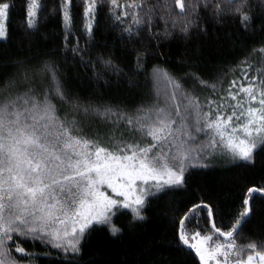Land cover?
<instances>
[{"label": "snow or ice", "instance_id": "6c2138e0", "mask_svg": "<svg viewBox=\"0 0 264 264\" xmlns=\"http://www.w3.org/2000/svg\"><path fill=\"white\" fill-rule=\"evenodd\" d=\"M17 3L0 0V41ZM19 4L28 47L0 58V264H94L93 236L154 206L163 234L135 264H264V0H55L40 43L45 0ZM223 44L242 48L235 67L213 62ZM222 162L262 172L238 206L200 183Z\"/></svg>", "mask_w": 264, "mask_h": 264}, {"label": "trees", "instance_id": "16d2710c", "mask_svg": "<svg viewBox=\"0 0 264 264\" xmlns=\"http://www.w3.org/2000/svg\"><path fill=\"white\" fill-rule=\"evenodd\" d=\"M125 0H121L124 3ZM130 2V0H128ZM171 2V0H170ZM187 3V0H185ZM55 4V0H45V9L40 14L39 35L34 37L36 43L43 41L45 36L51 35V33L57 28V20L48 16V10ZM179 11V8H176ZM76 24H81V18L76 17ZM101 30L97 36V39L101 44L107 42L109 45L113 43V36L115 33H109L105 31L103 27L104 21L101 20ZM48 46H52V41L47 42ZM28 47V40L24 36L23 25V12L19 4L13 10L11 17L8 21V39L6 41H0V58L3 56H12L21 49ZM182 52V49L173 47L171 50L172 60L170 63L175 64V60L178 58V54ZM213 62L219 63L225 67H235V62L239 59H243L242 48H232L226 44L221 45L213 52ZM239 74V69L236 73L230 74L227 79L233 78V76ZM191 82H189V86ZM227 87V82L222 85ZM197 93L203 97L211 95L210 90L201 89L196 86ZM99 126V125H98ZM262 174L261 170L257 168L255 173L247 172L242 168L231 167L227 162H222L215 169L208 170L202 174V180L200 183L206 187L209 192L215 193L221 196L226 204L229 206L239 204V197L242 193V185L240 183L241 178L246 175L249 178L258 179ZM251 186V185H249ZM180 197L177 198L179 201ZM162 211L161 208L153 207L147 215L148 219L142 224L136 227L134 230H126L120 239H110L107 235L93 236L87 243L88 253L94 264H118V262L129 261L131 264H135V261L139 259V253L141 246L146 244L149 240L158 239L163 234V226L165 221L158 215ZM118 223L127 224V220L123 217L117 218ZM253 235H259L261 229L257 228L255 224L250 226ZM89 257L86 256L85 259ZM44 264H48L47 261Z\"/></svg>", "mask_w": 264, "mask_h": 264}]
</instances>
